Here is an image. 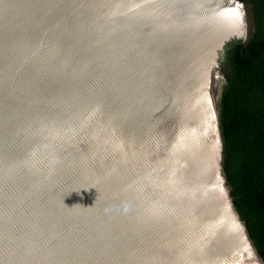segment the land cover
Segmentation results:
<instances>
[{
    "label": "water",
    "instance_id": "95a60500",
    "mask_svg": "<svg viewBox=\"0 0 264 264\" xmlns=\"http://www.w3.org/2000/svg\"><path fill=\"white\" fill-rule=\"evenodd\" d=\"M247 8L0 0V264H264L203 108Z\"/></svg>",
    "mask_w": 264,
    "mask_h": 264
},
{
    "label": "trees",
    "instance_id": "16d2710c",
    "mask_svg": "<svg viewBox=\"0 0 264 264\" xmlns=\"http://www.w3.org/2000/svg\"><path fill=\"white\" fill-rule=\"evenodd\" d=\"M249 6L247 41L232 39L220 53L227 78L219 103L224 174L234 205L264 262V0Z\"/></svg>",
    "mask_w": 264,
    "mask_h": 264
},
{
    "label": "bare ground",
    "instance_id": "6f19581e",
    "mask_svg": "<svg viewBox=\"0 0 264 264\" xmlns=\"http://www.w3.org/2000/svg\"><path fill=\"white\" fill-rule=\"evenodd\" d=\"M228 28H229L228 31H226L225 33L227 35L234 34L235 31L232 30L233 28L230 25L228 26ZM217 75H218V73L215 71L212 73V84H211V87L209 88V90L207 92L206 97H205V105H203L207 121L210 124L209 127L211 130V134L213 132L216 133V131L219 133V127L215 126L216 123L219 122V112L214 111V110L216 107V101H218V103H219V95H220L221 88L223 85L222 84L223 79L218 77ZM207 96H208L209 100L207 99ZM219 139H220V137H219ZM216 144H217V142H216Z\"/></svg>",
    "mask_w": 264,
    "mask_h": 264
},
{
    "label": "rangeland",
    "instance_id": "374dc122",
    "mask_svg": "<svg viewBox=\"0 0 264 264\" xmlns=\"http://www.w3.org/2000/svg\"><path fill=\"white\" fill-rule=\"evenodd\" d=\"M248 9V8H247ZM248 19H249V27L251 28V16H250V13H249V9H248ZM252 29V28H251ZM251 29H250V31H251ZM223 85H222V88H221V92H220V95H219V103H220V100H221V94H222V91H223V88H224V86H225V84H226V82L225 81H223V83H222ZM219 103H218V101H216V107H215V110L214 111H218L219 112ZM219 123V124H218ZM218 123H216V127H219L220 125H221V123H220V121L218 122ZM212 137H213V140H214V143L216 144V142H217V139L218 140H220L218 137H220L219 136V133L216 131V133L215 132H213L212 133ZM231 192H232V189H231Z\"/></svg>",
    "mask_w": 264,
    "mask_h": 264
}]
</instances>
